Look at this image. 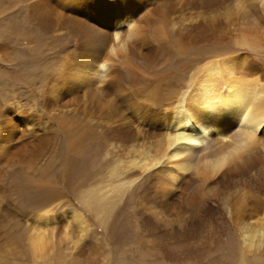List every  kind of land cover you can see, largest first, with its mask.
Segmentation results:
<instances>
[{
  "label": "bare ground",
  "instance_id": "obj_1",
  "mask_svg": "<svg viewBox=\"0 0 264 264\" xmlns=\"http://www.w3.org/2000/svg\"><path fill=\"white\" fill-rule=\"evenodd\" d=\"M29 8L46 34L59 40L71 34L69 43L75 45L62 66L44 71L49 85L43 111L58 120L67 152L77 154H85L87 140L99 136L67 120L66 113H88L101 124L108 116L102 132L113 153L128 155L122 165L130 186L124 188L138 197L148 248L174 245L177 252L187 251L193 241L204 250L210 227L228 216L240 233L242 252L259 250L264 245V73L244 55L225 54L191 63L182 86L173 80L171 62L165 68L162 61L219 42L259 46L264 0H33ZM119 92L123 99L113 97ZM11 117L5 112L0 124V162L31 170L50 151L48 125L26 114L20 128ZM29 182L58 191L42 178ZM5 189L2 182L0 225L8 219ZM122 191L110 186L103 205L113 207ZM48 229L29 233L34 258L49 256L58 234L67 237L66 227ZM169 237L175 242L164 243Z\"/></svg>",
  "mask_w": 264,
  "mask_h": 264
},
{
  "label": "rangeland",
  "instance_id": "obj_2",
  "mask_svg": "<svg viewBox=\"0 0 264 264\" xmlns=\"http://www.w3.org/2000/svg\"><path fill=\"white\" fill-rule=\"evenodd\" d=\"M32 1L0 0V124L5 112L20 128L24 126V115L35 116L36 121L48 125L50 151L31 170L19 164L0 162V184L5 182L8 208L5 215L8 219L0 225V263L8 260L1 264H264V245L244 254L240 233L228 216L222 217L225 222L222 218V222L218 220L222 226L218 223V227H210L209 230L214 232L210 231L213 235H209L210 242L204 250L193 241L188 243L187 251L181 249L177 252L174 245L167 246L169 248L164 251L148 248V234L140 225L138 197L134 191L124 188L130 186V177L122 165L128 155L121 150L113 153L110 138L102 132L108 116L102 117L101 124L88 113H76L75 117V111L66 113L67 120L82 128L91 127L99 136L97 141L87 140L85 146L88 151L85 154H77L67 152L58 120L50 119L43 111L42 101L47 97L49 85L44 71L54 65L60 66L62 58L68 51L75 50V45L69 43L71 34L66 33L59 40L45 33L33 19L29 8ZM219 43L212 49L184 53L183 57L172 55V61L167 58L162 65L166 68L171 62L173 80L182 86L186 84L182 78H189V65L207 57L244 55L249 61L247 63L264 73V42L255 47L233 42ZM7 50L10 54L6 56ZM179 65L182 67L178 71L174 67L180 68ZM124 95V92H119L113 97L123 99ZM152 116L157 119L158 114ZM103 138L105 144L100 143ZM32 178L50 181L58 191L51 192L44 187L37 189L29 182ZM110 186H117L125 193L118 192L122 198L117 195L116 204L107 209L106 204L103 205V194ZM35 227L49 228V231L53 227H66L67 237L58 234L56 245H49L52 248L48 251L49 256L37 259L31 254L28 237ZM171 242L175 241L169 237L164 243ZM10 246L14 249H8ZM72 252L73 257L70 256ZM241 254L245 256V263L241 261Z\"/></svg>",
  "mask_w": 264,
  "mask_h": 264
}]
</instances>
